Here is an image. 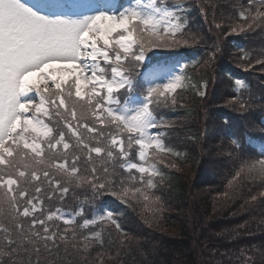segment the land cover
Returning a JSON list of instances; mask_svg holds the SVG:
<instances>
[{"label":"snow or ice","instance_id":"1","mask_svg":"<svg viewBox=\"0 0 264 264\" xmlns=\"http://www.w3.org/2000/svg\"><path fill=\"white\" fill-rule=\"evenodd\" d=\"M69 7L46 0H0V214L10 224L0 223V264H62V256L89 252L94 243L100 249L97 264H105L106 244L117 245L114 259L119 260L129 238L113 210L89 217L82 204L67 214L51 202L62 204L71 194L91 207L109 194L125 204L130 195H139L160 205V196L151 192L157 178L163 182L165 176L158 165L175 168L176 162L165 157L179 160L185 154L166 142L174 125L156 108L175 107L177 89L194 90L201 100L207 95V81L192 83L185 63L166 81L149 80L140 101L132 107L128 103L150 50L197 42L186 31L184 5L130 0L120 10H64ZM207 7H201L205 17ZM210 7L217 9L216 0ZM231 7L233 14L213 18L215 29L225 34L264 31V0L246 5L236 0ZM219 51V44L213 45L205 63ZM240 51L241 62L251 67L248 52ZM256 63L264 70V58ZM234 87L250 88L238 78ZM229 103L245 109L249 100L241 95ZM53 116L59 118L56 126L45 122ZM242 149L238 138L220 149L229 161L226 187L238 194L245 184L259 181L257 191L249 188L245 203L264 202V150L252 159ZM229 191L222 195L228 198ZM105 231L107 241L101 238ZM249 251L240 249L236 264H264V246Z\"/></svg>","mask_w":264,"mask_h":264},{"label":"trees","instance_id":"2","mask_svg":"<svg viewBox=\"0 0 264 264\" xmlns=\"http://www.w3.org/2000/svg\"><path fill=\"white\" fill-rule=\"evenodd\" d=\"M205 1L208 6L207 22L202 16L199 20L195 18L199 11L193 0H169L171 6H185L188 19L186 31L196 36H203L201 33L204 31V38L200 41L198 37L197 42L186 47L181 45L150 50L144 66L139 70L141 74L134 82V93L128 101L130 107L140 101L148 81H153L149 68L155 72L153 77L159 75L160 70L153 63L161 59H169L161 63L165 68L168 63L175 64L174 68H169L172 72L179 71L187 63L184 71L191 77L192 83L207 81V95L203 100L195 96L194 90L177 89L179 95L175 107L156 108V114L167 123L179 120L191 122L187 129L180 130L178 134L176 127L168 129L169 135L166 138L169 146L185 155L179 160L165 157L181 166H189L191 175L158 165L165 176L163 182L157 178V188L151 190L154 195L160 196L166 208L162 215L166 230H161L154 223L137 224L134 217H137L138 209L129 197L125 204L117 197L105 194L98 197L91 207L82 196L77 201L71 194L62 204L57 200L51 202L53 208L60 206L67 214H74L81 204L85 206V214L89 217L96 216L102 209L114 211L122 228L128 233V251H121L119 260H115L117 245L106 244L105 264H236L240 249L248 248V254L251 255L264 246V202L245 203L249 188L253 192L257 191L259 181L245 184L242 192L236 196L230 195L226 187L229 161L226 153L220 151L222 146L230 145L233 138H238L243 143L242 151L252 159L258 158L260 151L264 150V140L260 139L264 137V124L260 122L264 120V70L256 63L258 57L264 58V31L257 28L245 33H222L213 26V18L219 21L222 17H227L226 9L233 11L231 6L236 0H219L220 5L215 11L210 7L211 0ZM129 2L130 0H119L118 10ZM247 2L248 0H240L245 5ZM216 3L218 5V1ZM216 44H219L220 51L215 60L206 64L209 52ZM241 49L248 52L252 60L251 67L239 59ZM212 65L222 79L221 88L224 89L225 100L219 94L210 98L214 81L208 67ZM168 75L163 80L166 81ZM237 78L246 82L250 88L237 91L234 87ZM30 95L39 102L35 93ZM241 95L249 100L245 109H241L239 103L227 101L228 98L232 100ZM121 101L123 104L124 97H121ZM58 119L53 116L52 121L46 119L45 122L56 126ZM229 124L232 125L231 129ZM212 125L218 127L216 134L211 130ZM59 127L62 128V125ZM215 138L219 139L220 146L218 150L211 152L210 146L216 142ZM133 159H136L135 153ZM226 191H229L228 198L222 195ZM3 217L5 216L0 214V220ZM7 221L0 223L10 226L8 219ZM78 231L87 232L86 229ZM118 235L113 229L111 239L116 240ZM101 238L109 240L106 231L102 232ZM253 246H257V249H253ZM98 251L99 246L94 243L89 252H83L79 256H62V264H97ZM226 253L231 255V260L228 255H223Z\"/></svg>","mask_w":264,"mask_h":264},{"label":"rangeland","instance_id":"3","mask_svg":"<svg viewBox=\"0 0 264 264\" xmlns=\"http://www.w3.org/2000/svg\"><path fill=\"white\" fill-rule=\"evenodd\" d=\"M217 1H218V6H219L220 5L219 0H216V2ZM29 2H32V0H29ZM46 2L53 3L56 5H69V6H71V9L70 8L64 9L65 11L89 12L91 10H94L95 8L101 7V5L96 4L97 0H77V1H74V0H46ZM101 2L105 3L106 7H113L114 6L116 8V5H117L116 0H101ZM193 2L195 3V5L197 6L198 11H199L198 13H196L195 18H197L199 20L200 16H202L203 19L205 20V22H207V17H205L204 13L201 11L202 6H207L206 1L205 0H193ZM234 3H236V2H234ZM81 6H84V7L82 8ZM231 13H233V11H231L229 8L226 9V11H225L226 16L230 15ZM188 33H191V32H188ZM191 34H193V33H191ZM201 34L203 36H197V37H199L200 41H202V39L204 38V35H205L204 31H202ZM191 43L192 42L190 41L189 44H191ZM183 46L186 47L187 45H183ZM155 49H157V48H154V50ZM158 49L161 50V48H158ZM171 66H173V65H171ZM208 68H210L209 70L212 71V78L214 81V83L211 87L210 98L213 99L216 97V94H219L222 96L221 98L225 100L226 96L224 95V89L221 88V86H222L221 80L222 79L216 74V70H215L214 65L209 66ZM168 72L172 73L171 71H169V69L162 68L160 70V74L156 75L155 77H152V78H154V80H160L161 81V80H163V78L165 77V75ZM150 74H151V71H150ZM150 76H152V75H150ZM163 81H165V79ZM227 101L229 102L230 99L228 98ZM233 104H235V103H233ZM203 120H205V117H203ZM170 123H172L174 125V127H176L178 129V131L176 132L177 134L179 132H181L180 130L187 129L188 126L191 124V122H187L185 120L173 121ZM217 129H218L217 126L212 125L211 130L213 133L216 134ZM215 140H216V142L210 146L211 152L218 150V148L220 146L219 139L215 138ZM165 159L169 162L172 161L168 158H165ZM176 165L177 166L175 168H172V169L183 172L186 175L187 174L191 175L192 172H191L189 166H181L177 163H176ZM230 195L236 196L237 193L230 192ZM129 198H131L134 201V203L138 209L137 217H134L137 224L139 222H143L144 224H148V225H152V223H154L161 230H166V228L164 227L163 222H162V215H163V212L165 211L166 208L164 207L162 201H161L160 205H154L151 202V199L149 201H144L143 198L140 197L139 195H137L136 197H132L130 195ZM158 207H162V211H157ZM4 221L8 222L6 217L1 218V220H0V222H4ZM109 264H116V263H109Z\"/></svg>","mask_w":264,"mask_h":264}]
</instances>
